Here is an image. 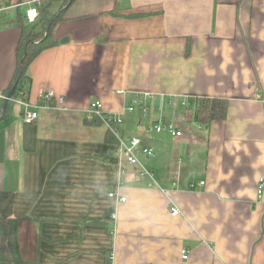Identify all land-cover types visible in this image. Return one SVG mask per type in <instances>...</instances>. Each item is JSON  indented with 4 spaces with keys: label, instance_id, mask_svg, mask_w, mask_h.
Here are the masks:
<instances>
[{
    "label": "crops",
    "instance_id": "0c3cea01",
    "mask_svg": "<svg viewBox=\"0 0 264 264\" xmlns=\"http://www.w3.org/2000/svg\"><path fill=\"white\" fill-rule=\"evenodd\" d=\"M1 6L5 91L22 33L14 21L37 0ZM52 37L58 43L29 65V101L35 108L53 90L65 106L41 108L27 123L23 107L12 103L0 123V217L22 219L23 258L264 264V191L260 198L257 191L264 178V0H75ZM145 93L152 97L144 111ZM209 97L227 99V115L200 124L196 108ZM94 100L122 114L117 143L92 122ZM157 121L173 122L183 136L150 132ZM133 137L155 153L125 163L126 201L118 203L110 196L119 179L118 139ZM143 167L154 185L141 176Z\"/></svg>",
    "mask_w": 264,
    "mask_h": 264
},
{
    "label": "trees",
    "instance_id": "16d2710c",
    "mask_svg": "<svg viewBox=\"0 0 264 264\" xmlns=\"http://www.w3.org/2000/svg\"><path fill=\"white\" fill-rule=\"evenodd\" d=\"M75 0H37V8L40 15L34 23H28L23 15L17 16L15 23L21 29V39L17 49V69L12 78L10 87L5 92L16 86L13 97H21L29 100L31 79L28 69L31 62L46 48L58 43L52 37V30L56 23L64 18V13ZM40 23L41 29H36V23ZM12 101L7 107L4 99L0 98V123L7 121L11 114ZM228 100L225 98L209 97L201 98L195 112V120L200 124H209L214 120H222L227 115ZM93 123H101L102 120L93 117ZM109 143H117L114 135L108 131ZM21 218L0 217V261L13 262L15 264H40L23 258L20 252L19 228Z\"/></svg>",
    "mask_w": 264,
    "mask_h": 264
},
{
    "label": "built area",
    "instance_id": "2783aa9c",
    "mask_svg": "<svg viewBox=\"0 0 264 264\" xmlns=\"http://www.w3.org/2000/svg\"><path fill=\"white\" fill-rule=\"evenodd\" d=\"M5 7H0V18L5 11ZM39 16V10L37 7H31L26 11L25 20L28 23H34L37 21ZM6 92L4 90H0V98L5 99ZM152 97L150 93H145L139 100L140 103L144 104V111L148 110L146 107L147 100ZM13 103H17L19 106L23 107L22 118L27 123L35 122L39 116V109L54 107L57 109H61L65 106V99L61 95H57L53 90H47L40 94V103L35 105V108L32 107L29 100H26L21 97H13L11 98ZM135 105L132 104L128 107L129 111L134 110ZM88 113L90 118H99L102 120V123L106 126L107 130L110 131L113 135H117V126L118 124L123 122L122 114L107 112L104 108V104L101 100H94L90 103L88 108ZM150 132L161 133L166 131L169 135L174 138H180L183 136V131L173 122H164L157 121L150 125L148 128ZM117 147L120 151L121 162L118 164V185L116 189L110 193V196L117 198L118 203H122L126 201V197L123 196L120 192L121 184L124 181L125 175V163L126 164H141V157H150L154 155L155 151L153 148L145 146L142 144L141 140L138 137H133L130 140L126 141L124 139L119 138ZM142 177H149L151 179V185L155 184L154 175L151 170H148L143 167L141 172ZM201 184H204L203 182ZM258 197H262L264 191V178H261L258 187ZM173 215H179L180 209L176 206L171 207L170 211ZM183 258L187 259L189 257L186 250H183Z\"/></svg>",
    "mask_w": 264,
    "mask_h": 264
},
{
    "label": "water",
    "instance_id": "95a60500",
    "mask_svg": "<svg viewBox=\"0 0 264 264\" xmlns=\"http://www.w3.org/2000/svg\"><path fill=\"white\" fill-rule=\"evenodd\" d=\"M15 90H16V86L6 92V97L4 99V106L5 107L8 106L12 96L14 95Z\"/></svg>",
    "mask_w": 264,
    "mask_h": 264
},
{
    "label": "rangeland",
    "instance_id": "374dc122",
    "mask_svg": "<svg viewBox=\"0 0 264 264\" xmlns=\"http://www.w3.org/2000/svg\"><path fill=\"white\" fill-rule=\"evenodd\" d=\"M118 128H119V133H121V135H123V133H124V131L122 130V128H123V125H121V126H118Z\"/></svg>",
    "mask_w": 264,
    "mask_h": 264
}]
</instances>
